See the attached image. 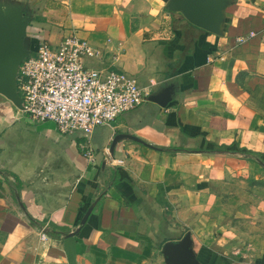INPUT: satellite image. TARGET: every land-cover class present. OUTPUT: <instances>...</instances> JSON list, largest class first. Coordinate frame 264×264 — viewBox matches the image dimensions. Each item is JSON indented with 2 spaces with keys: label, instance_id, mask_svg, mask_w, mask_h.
Returning a JSON list of instances; mask_svg holds the SVG:
<instances>
[{
  "label": "crops",
  "instance_id": "1",
  "mask_svg": "<svg viewBox=\"0 0 264 264\" xmlns=\"http://www.w3.org/2000/svg\"><path fill=\"white\" fill-rule=\"evenodd\" d=\"M166 2L0 0L38 42L87 40L89 69L174 91L165 108L147 98L75 135L0 96V264H150L185 235L194 264H264V0H235L221 36ZM118 134L142 143L120 139L111 155Z\"/></svg>",
  "mask_w": 264,
  "mask_h": 264
},
{
  "label": "built area",
  "instance_id": "2",
  "mask_svg": "<svg viewBox=\"0 0 264 264\" xmlns=\"http://www.w3.org/2000/svg\"><path fill=\"white\" fill-rule=\"evenodd\" d=\"M95 55L76 33L55 45L35 44L15 77L20 112L31 124L51 123L60 135H75L109 125L147 101L149 90L127 74L89 69L86 60ZM83 155L95 162L91 148L83 147Z\"/></svg>",
  "mask_w": 264,
  "mask_h": 264
},
{
  "label": "water",
  "instance_id": "3",
  "mask_svg": "<svg viewBox=\"0 0 264 264\" xmlns=\"http://www.w3.org/2000/svg\"><path fill=\"white\" fill-rule=\"evenodd\" d=\"M235 0H167L165 9L179 13L191 25L211 33L216 36L223 35L225 24V10L233 5ZM25 20L16 11H0V96L11 102L13 106L22 111L20 98L15 88V77L17 68L21 61L30 53L26 47L27 39ZM174 91L172 86L160 89L158 92L148 97V102L165 108L172 102ZM120 139H128L142 143L138 138L128 134L116 135L111 143L109 152L112 155L115 144ZM94 201L86 210L80 226H83L95 207ZM77 228L74 232L65 235L72 237L79 232ZM190 237L185 235L178 241L165 242L161 247L166 264H194L191 256Z\"/></svg>",
  "mask_w": 264,
  "mask_h": 264
},
{
  "label": "rangeland",
  "instance_id": "4",
  "mask_svg": "<svg viewBox=\"0 0 264 264\" xmlns=\"http://www.w3.org/2000/svg\"><path fill=\"white\" fill-rule=\"evenodd\" d=\"M23 21L26 23V25L28 27L32 25V23H31L32 20H23ZM34 21H38L39 22V21H44V20H34ZM48 21H50V20H48ZM28 27H27V29H28ZM33 28H32L33 31H35L37 27H33ZM27 29H26V36H25V38L28 39V40H31V43L38 42L34 37L31 36V32H32L31 28L28 29V30ZM41 29H44V27H41ZM50 41H52L51 38H50ZM150 264H166V263H165L164 259H163L162 262H158V261H156V260L153 259V261Z\"/></svg>",
  "mask_w": 264,
  "mask_h": 264
},
{
  "label": "trees",
  "instance_id": "5",
  "mask_svg": "<svg viewBox=\"0 0 264 264\" xmlns=\"http://www.w3.org/2000/svg\"><path fill=\"white\" fill-rule=\"evenodd\" d=\"M51 234H52V235H58V233H56V232H52Z\"/></svg>",
  "mask_w": 264,
  "mask_h": 264
}]
</instances>
